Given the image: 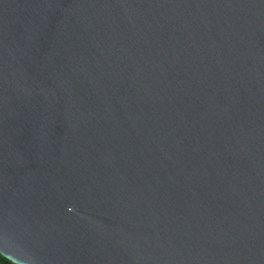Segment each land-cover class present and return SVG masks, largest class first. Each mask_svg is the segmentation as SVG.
I'll use <instances>...</instances> for the list:
<instances>
[{"label": "water", "instance_id": "water-1", "mask_svg": "<svg viewBox=\"0 0 264 264\" xmlns=\"http://www.w3.org/2000/svg\"><path fill=\"white\" fill-rule=\"evenodd\" d=\"M0 253L264 264V0H0Z\"/></svg>", "mask_w": 264, "mask_h": 264}, {"label": "trees", "instance_id": "trees-1", "mask_svg": "<svg viewBox=\"0 0 264 264\" xmlns=\"http://www.w3.org/2000/svg\"><path fill=\"white\" fill-rule=\"evenodd\" d=\"M0 264H17L0 253Z\"/></svg>", "mask_w": 264, "mask_h": 264}]
</instances>
